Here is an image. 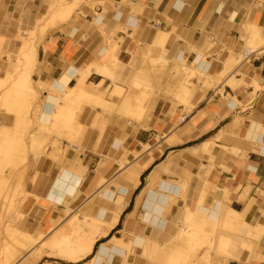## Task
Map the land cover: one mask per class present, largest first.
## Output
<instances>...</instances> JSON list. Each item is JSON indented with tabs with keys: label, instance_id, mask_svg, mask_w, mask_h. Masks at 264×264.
<instances>
[{
	"label": "crops",
	"instance_id": "0c3cea01",
	"mask_svg": "<svg viewBox=\"0 0 264 264\" xmlns=\"http://www.w3.org/2000/svg\"><path fill=\"white\" fill-rule=\"evenodd\" d=\"M60 1L0 0V81L9 80L15 68L21 69L22 65L26 71L22 69L19 74L32 72L35 86L40 84L43 89L39 105L42 110H47L48 105L51 107V127L71 126L82 130L81 124L91 109L100 116L108 114L107 107H116L121 115L111 116L125 127L115 128L107 135L103 156L113 159L124 152L129 160L136 161L129 168L123 167L126 171L116 178H120L119 184L105 182L101 178L110 179L120 169L118 163H109L98 175L103 162L96 152L99 134L96 132L80 141V152L69 156L72 164L68 168L74 177L70 184H76V192L59 208L49 206L43 199L53 178L64 169L63 163L56 167L51 162L42 164L45 177L40 188L30 186V196L24 205L32 217L28 223L25 219L19 230L28 236L16 231L22 240L28 239L38 247L14 264H29L37 252L41 256L36 264L45 259L43 256L49 260L43 264H58L52 260L62 264H95L101 252L110 253L113 258L109 254L100 264H144V261L167 264L176 254L170 251L171 255L166 257L163 252L157 253L158 246L161 249L176 234L187 201L220 211L224 219H241L238 225L241 239L250 233L247 227L252 228L249 241L254 243V254L245 250L240 241L233 251L234 258L220 260V264H264V54L253 55L249 62L233 67L244 51L241 47L244 31L247 28L264 30V0H103V3L90 0L85 13L74 12L66 24L58 21L56 24L49 21L52 13L48 11ZM66 2L75 4L77 9L82 0ZM53 22L56 25L49 27ZM43 26L48 27L46 31ZM37 33L44 37L38 38L42 42L30 45V54L26 56L33 59L27 65L20 56L28 37ZM139 41L149 45L150 53L159 48L161 54L156 52L160 56L154 58L148 53L137 65L133 55L138 51ZM166 53L169 64L180 57L178 62L184 67L191 65L198 55L202 56L201 69L214 81L203 94V83L195 80V88L186 97L188 108L179 104L175 94L177 86L174 89L175 84L171 83L174 87L167 94L152 101V113L140 118L145 126L138 125L137 116L141 115L124 111L123 101L129 95L140 98L145 94L142 90L133 91L132 84L143 70L141 65L145 66L146 56L156 61L165 59ZM112 57L119 66L110 67L112 72L115 70L112 78H105L96 69L104 68ZM69 69L76 70L78 77L68 86V98L62 94L66 89L62 95L52 94L50 88ZM227 73L233 77L230 85L226 84L230 77L222 79ZM219 77L222 81L217 82ZM119 89L121 96L117 93ZM80 92L90 98L83 97L78 102ZM70 110L74 112L73 122L66 125L64 121L69 115L65 114H70ZM182 116L185 119L181 121ZM14 120L11 114L0 112V126H4L1 130H12ZM64 146L68 145L64 143ZM121 165L126 163L123 161ZM148 170L151 171L142 182ZM162 185L176 186L179 193L161 191ZM151 195L158 213L152 216L157 217L158 225L163 222V228L143 220ZM35 196L42 198L41 207ZM68 209L72 217L77 216L79 229L84 224L89 229L86 233H101L92 254L78 263L51 257L52 250L44 246L49 235L69 229L70 220L63 224ZM101 211L111 215V225L96 223ZM60 224V229L52 228ZM44 227H49L47 237L41 232ZM34 233L37 235L31 237ZM116 238L121 239L118 244L123 251L115 247ZM136 238L145 240L142 247L133 245ZM99 242L102 243L97 245ZM129 248L134 254L129 255ZM258 250L261 251L257 253Z\"/></svg>",
	"mask_w": 264,
	"mask_h": 264
},
{
	"label": "bare ground",
	"instance_id": "6f19581e",
	"mask_svg": "<svg viewBox=\"0 0 264 264\" xmlns=\"http://www.w3.org/2000/svg\"><path fill=\"white\" fill-rule=\"evenodd\" d=\"M78 1L80 2L81 0H78ZM75 8H76L75 4H70V3L66 2V0H61L59 3H57V5L55 7H53V8L50 7L48 12L52 13L53 15L52 14L50 15L49 21L53 20V21H55L56 24H57L56 21H58L61 24H66L68 22V20L73 16V14L75 12ZM51 16H52V19H51ZM55 23L53 22L52 24H50L49 27H54L56 25ZM44 28L45 29H43V31H46V28H48V27H44ZM243 34H244L243 38L241 37L242 38V40H241V45L242 46L241 47H242V49H244V51H243V53L241 55H239V58H238L237 62L235 64H233V67L240 66L243 63V61L248 62L250 60L251 56H253V55H262V54H264V30L262 28H258V29H255V30L253 28L252 29L247 28V30H245ZM22 48H23V46H22ZM32 51L34 52L33 49H32ZM33 52H31L32 55H33ZM32 59H33L32 56H24V60L27 63V65L28 64L30 65V63H32ZM158 60H156V61H158ZM177 60L180 61V57H177ZM178 61L173 62V63L171 62L169 64L167 59L165 60V59L162 58L160 60V64L158 65V64L155 63L153 65V68H152L153 70L151 69V71H149V78H147L148 79L147 81L150 84L151 79H154L155 81L156 80L159 81L158 82L159 84L166 83V85L169 84L170 86H171V83H173L172 85L175 84V87L173 86L174 89L176 88V85H177V88H176L177 91L175 90L176 91L175 94L177 96L176 98H177L179 104H183L185 107H187V105H189V103L185 100V97L186 96H190V95H187V94L190 93V90H191V87H192L191 80L193 78H195V79L199 80V82H200L201 78L205 79V82H203V84H205V85L202 87V93L203 94L207 90V83L210 82L209 80H211V81H214V80L211 79L208 74H206L205 72L202 71V69H201L202 64H203V57L202 56L198 55L193 60L191 65H189L188 68H186L184 66H181V64ZM20 63L21 62L19 61V64ZM118 66H119V62L112 57V59H110L108 61L107 65H105L104 68L102 66L103 69L101 67L97 68L96 72L98 74H100V75L105 76V78L106 77L112 78L113 72L115 70H113V72H112L111 68H116ZM22 67H24V66L22 65ZM21 69H23V68H21ZM23 70H25V68ZM25 71H23L22 74L17 75L18 77L15 78V80L13 79L12 76H10L9 80L6 79V80L0 81V88L4 87L5 85L7 87L8 84H9L8 87L10 86V89L6 90L5 97L3 98V100H4L3 109L7 113L10 110L13 111V109L16 108V111L18 113H21L22 116H23V118H21V121H19V123L22 126H24L25 129H27L29 127L26 128V126L30 125V121L28 119V115L30 113V110L32 108H35V110L38 113L37 117L35 116V119L37 118L36 119L37 121H35V125L38 126L42 130H49L51 128V126L49 125L50 122H51L50 121L51 117H50L49 108H51V107H48L49 106L48 105L47 106V110L46 109L42 110V108H41V106L39 104H38V106H35V105L33 106L32 105L31 101L32 100L34 101L36 99V97L38 96L37 88L39 89L41 85L40 84H38V85L36 84L37 86H35V85L33 86V83L31 81L29 73H28L29 71L28 72H25ZM186 71L191 73V76L189 74H184V73H186ZM231 71H233V69H231ZM231 73L230 74L227 73L226 75L224 74L222 76L223 80L228 79L230 77L229 83L228 82L226 83L228 85L233 83V77H231L232 76ZM74 77H75V79L78 77L77 71L73 70V69H69V71L62 78V80L60 82H58V83H55L52 86V88H50L51 89L50 92L52 94L56 95V96H59V94H61L66 89L65 92L62 93V94H64V96H66L68 98V96H69V92H68L69 88H68V86L73 81L72 79H74ZM12 79L14 81L11 82ZM136 79L139 80L138 77ZM222 79H221V77H219V79H217V82L218 81H222ZM132 86L134 87L133 91L135 89H137V88L139 89L140 81H139L138 84L137 83H133ZM168 88H169V86H168ZM121 92L122 91L119 89V91L117 93L120 95ZM45 93H47V92H45ZM133 93H135V92H133ZM133 93H131V94H133ZM76 94L77 93H75V96H76ZM79 94H80L79 98L77 99L78 102H80L83 97L84 98H90L87 95L82 94L81 92ZM144 95L145 94L141 95L140 98H136V97H134L132 95H129V97L125 101H123V103L125 102L124 106H123V107H125L124 111L127 110L129 113L130 112L132 113V112L136 111L137 112V113L135 112L136 114H140L141 115V117L137 116V118H139V121L137 122V124L141 125V126H145V122L140 120V118H143L144 111H145L143 109V106H142L144 104V100H145L144 99ZM45 97L47 98V96H45ZM49 100H48V102H49ZM70 112H71L70 114L69 113L65 114L67 116L69 115V117H68L69 119L68 120L66 119V121H64L65 124L73 122L74 112L71 111V110H70ZM10 113H12V112H10ZM186 113L189 114L190 110H188V112H186ZM62 116H64V115H62ZM183 116L181 118V121L183 119H185V117H183ZM53 121H54V119H53ZM61 121H62V119H61ZM36 122H37V124H36ZM6 132H7V130H6ZM8 133H9V131H8ZM35 133H37V131ZM51 133H52V131H51ZM0 134L2 136V141L0 142V208H1L2 203H3L2 201H4V197L7 196L8 206L10 207L11 198H12L11 196L12 195L13 196H15V195L19 196L18 188L21 185L19 184V182H18V184L16 183L14 185V183L11 182L12 179L9 182V179L12 178V177L7 175V173L5 172V169H6V165H8V163L10 164V162L12 161L14 156L16 155L15 153L19 152L21 154H24V153H22V151H24L25 149L23 148L24 150L22 149V151H21L20 147H18L20 145L19 144V140L17 142L13 141V140L11 141L9 139L10 136L8 138L6 136V134L1 129H0ZM22 134L24 135V133H21V135ZM21 135L19 134V136H21ZM39 135L40 136H37V135H34V134H30L29 141H30V145H31L30 149H31L32 153L34 151H40V150H41L40 152H42V148L41 147L44 144L45 138H44V136H42L41 133H39ZM21 138L23 139V137H21ZM22 139H21V141H22ZM22 143H24V142L22 141ZM118 144H120V143H118ZM54 145H57V144L55 143ZM71 149H72V151L64 157L65 159H64V162L62 164L64 169L58 175H56L53 178L52 183H51L49 189L47 190V192H46V194L44 196L43 200L49 206L53 205L56 208H59L60 206L65 205L68 202V200L73 196V194L76 192V184L75 183L70 184V182H72L74 177L68 171V168L71 167V164H72V161L69 158V156L70 155H75L76 153H79L80 152V148H79L78 145L77 146L72 145ZM65 151L66 150H64V152ZM58 152H60V150ZM35 153H34V155H35ZM38 153L36 155L40 154V153L39 154ZM21 154H19V156ZM82 156L83 155H80V157H82ZM35 157L36 156H34V158ZM61 157H62V155H61ZM21 158L23 159L22 160L23 162H25V160L27 159V157H26V159L24 160V157H22V156H21ZM59 158H60V156H59ZM20 165L21 164L19 163V166ZM22 165H24V164H22ZM25 168H27V167L25 166ZM19 172L21 174H24L22 172H25V171L22 170V172L21 171H19ZM11 174H12V176H16L17 173L16 172L15 173L11 172ZM23 176L24 175H21V176H18V177L23 178ZM15 182H16V179H15ZM161 191H167L168 193H171L173 195H177L179 193V190H178V188L176 186H170V185H162L161 186ZM150 200L146 202L145 209L148 212L145 213V216L143 217V220L145 222H147V223L150 222L151 224L158 225L159 223L158 224L156 223L157 222V217L153 218V216H152V213L156 214V215L158 214L156 209H154V202L152 200V195L150 196ZM3 204L5 205V202ZM6 207H7V205H6ZM7 209L8 208H6V210ZM68 211H70V209H68ZM221 213L222 212H220V211L219 212L215 211L213 208L212 209H207L206 207H203L202 205H200V206L198 204L197 205L196 204L193 205L192 203L187 201L186 205H185V208H184V214H183V216L181 218V222H180L181 226H180V228H178L176 234L173 236V238L167 244H165L163 246L161 245L162 246L161 249H159L160 247L158 246L157 253L158 252L159 253L163 252V253H165L164 254L165 256L169 255L171 252H172L173 255L175 253V254H177V257H179V259H180V257H184L185 258L184 262L186 264H220V262H219L220 260L221 261H227V260H229L231 258H234L233 251H234L235 248H237L239 246V243L241 241L242 247L245 250L249 251V253L251 254L252 251H253V245L250 243L249 240H250V233L252 231V228L251 227H247L249 229L250 233H247L246 238H242L241 239L242 233L239 231V228H238L239 227L238 225H241V223H240L241 219H240V221L239 220L235 221L233 219H224V218L221 217ZM110 219H111V215L110 214H107L106 212L101 211L100 214L97 216L95 221H96V223H98V225L100 224V225L109 226V225H111L110 224ZM70 220H71V225L76 226L75 233H78V231L80 229H79V226H78L79 222H78L77 216H73ZM159 220H160V218H159ZM1 221L2 220L0 219V222ZM93 223H94V219H93ZM16 225H17V223H16ZM158 226H160V228H163V222H161V224L158 225ZM6 227H5V230H6ZM13 227L16 229L15 225ZM52 228H54V225H53ZM110 228H111V226H110ZM68 231L69 230L64 228V229H60L55 234L49 235V237H48V239L46 241V244L44 246L49 248L50 250H52V252L50 253L51 257L58 258V259L60 258L62 260H65V262L67 261L69 263L70 262L71 263H78V262L82 261L83 259L87 258L88 256H90L92 254L94 245L96 244L97 239H99L101 233L99 234L98 232H94V233H89L88 232V233H84L83 236L74 237V236H71V234H69ZM209 233H213V235H210ZM27 236L25 234L24 237H27ZM5 237L7 238V236H5ZM12 240L16 241L17 239H12ZM27 240L25 239V241H27ZM120 240L121 239L116 238L113 241V243L115 244V247L118 248V249H120L119 248L120 244H118L120 242ZM25 241L22 242V243H21V241L19 243L18 240L15 243H13L12 241H9V243H7L4 246V249H2L3 250L2 253L4 255L7 252L11 253L12 257H13V259H11V260H22V259H24L26 257V256L23 257L24 253L28 252L27 250H29L32 246H35V244L27 243L28 241L27 242H25ZM144 241H145L144 239L136 238L134 240V242H133V245L137 246V247H142V245L144 244ZM36 246H35V248H37ZM173 247H174V249L172 250ZM206 247L208 248V251L204 250ZM123 248H126V247H123ZM40 250H42V249H40ZM120 250H122V249H120ZM9 253L7 254L8 257L11 256V255H9ZM41 253H42V251H41ZM201 253H204V254H201ZM109 254L106 255V253L103 254V252L98 253V255L96 257V260H94L95 261L94 263L95 264H100L101 261H102V258H104L105 256H108ZM40 256H41V254L37 252V254L34 255V257H32V258L29 257L30 258L29 264L30 263L31 264H36L37 259ZM166 257H168V256H166ZM186 257H188L187 258L188 261H186L187 260ZM109 258L110 259L113 258V255L110 254ZM190 258H193L195 261L193 262V259L189 261ZM249 258H250V256H249ZM169 259H170V256H169ZM180 261H182V260H180ZM158 262L159 261H157L156 263L159 264ZM168 264H170V263H168ZM179 264H182V263H179Z\"/></svg>",
	"mask_w": 264,
	"mask_h": 264
},
{
	"label": "rangeland",
	"instance_id": "374dc122",
	"mask_svg": "<svg viewBox=\"0 0 264 264\" xmlns=\"http://www.w3.org/2000/svg\"><path fill=\"white\" fill-rule=\"evenodd\" d=\"M89 2H90V0H84V1H82L80 3L79 7L77 9L75 8L76 9L75 10V13H78V12L85 13L86 10L89 8V6L87 5V4H89ZM96 2L97 3H103V0H96ZM40 37L43 38L44 36L42 37V36H40V33H37L33 37H28V39H27L28 44L26 45V47L22 51L23 55L20 56L23 59V61H25L24 60V56H26L27 54L30 53V50H31L30 47L32 46V43L42 42V40H39L38 39ZM2 43L3 42H1V45H2ZM138 46H139L138 51L133 55V56L136 57L135 58V62L137 63V65L140 64V61L142 60L143 57H145L146 54L150 53L149 50H148L149 45H146V44L145 45H142V42L139 41ZM1 50H2V47L0 46V51ZM156 51H159L160 54H161V50L159 48L156 49V50L153 49V51H151L150 54L154 58H157V57L160 56V55L157 54ZM133 56H132V58H133ZM164 57H165V59H167V61H169L168 53H166V55H164ZM161 59L162 58H160L159 61H156L155 62V60H153L151 57L146 56L145 66H143V64L141 65V69H143V70L139 73V76H138L139 80L136 79V82H135V83L138 84L139 81H140V87L141 88L139 87V89L138 88L137 89L139 91H141V89H142V91L146 94L144 96V98H145L144 104L142 105L143 106V109L145 110L144 111V115H146V117L150 113H152V101L155 98H157L158 96L162 95L163 93L164 94H167V92L169 91V88L172 87V85L170 86L169 84H167L166 86L163 85V84H159L158 83L159 81L156 80L157 81L156 82L154 79H151L150 84L147 81L148 80L147 78H149V71H151V69L153 68V65L155 63L159 65ZM0 60H2V57H0ZM243 62H245V61H243ZM185 67L188 68L189 66L188 67L185 66ZM136 69L137 68H135V70ZM135 70H134V72H135ZM21 71H22V69H18L17 70L15 68V72L12 75V77H13L14 80L16 78V75L19 74ZM184 74H189L191 76V73H189L188 71H186V73H184ZM29 76H30V79H31V81L33 83V86H34L35 85V82L33 80V73L30 72L29 73ZM13 79L11 80V82L14 81ZM195 80H197V79L193 78L191 80V84H192L191 90H193L195 88L194 87ZM209 81L211 82V80H209ZM197 82L198 83H201V82L203 83V82H205V79H202L201 78V81L199 82V80H197ZM210 82L207 83V87H209ZM8 85H7V87L5 85L4 86L5 88L4 87L0 88V93H1L0 112H3V113H6V111L3 109V107H4V104H3L4 103V100H3V98L5 97L6 90H8ZM204 85L205 84H203V86ZM168 86H169V88H168ZM43 88H45V87H43ZM125 88L127 89L128 87L125 86ZM4 89H6V90H4ZM37 90H38V96L36 97V99L34 101L33 100L31 101V103H32L33 106L34 105L35 106H38V104H41V102H40L42 100L41 92H43V89L42 88H39V89L37 88ZM141 95H143V94H141ZM187 95H189V94H187ZM118 96H121V94L118 95ZM186 97H188V96H186ZM186 97H185V100H186ZM79 107H81V105ZM187 108H188V105H187ZM10 112H12L13 114L10 113ZM107 112L110 115H108L107 113H101L100 116H96L95 110L94 109H91V111L88 114L87 119L85 120L84 123L81 124L82 125V130L76 129L75 127H71V126H66V127H63V126L56 127V126H54V127H51L49 130H42L38 126L35 125V121H37L36 120L37 118L35 119V116L37 117V115H38V113L35 110V108H32L30 110V113L28 115V119L30 121V125L26 126V128L27 127H29V128L25 129L24 126H22L19 123V121H21V118H23V116H22L21 113H18L16 111V108L13 109V111L10 110L9 112L6 113V114H11L12 116H15L14 118H16V120L14 121L15 123L13 122V126H12L13 128H12V130L9 131V133L8 132H5V131H3V132L6 134V136L8 138L10 136L9 139L11 141L13 140V141H16L17 142L19 140V144L20 145L18 147H20L21 151H22L23 148L25 150L23 149L24 151H22V153H24V154H21L19 152L15 153L16 155L14 156V158L12 159V161L10 162V164L8 163V165H6V169H5V172L7 173V175H9L10 177H12V178L9 179V182H10L11 179L13 180V181L11 180V182L14 183V185L16 183L18 184V182H19V184L21 185V186L20 185L19 186L21 188L20 187L18 188V192H19L18 194H19V196L18 195H15V194L14 195L16 197L13 196V195L11 196L12 198H11V205H10V207L8 206V201H7V196H6V197H4V201H2L3 203L5 202V205L2 203V206L0 208V219L2 220L0 222V264H9V263L10 264H14V263H17L18 261H20V260H11V259H13L12 254L9 253V252H7V253L5 252L6 253L5 254L6 256H5L2 253V251H3L2 249H4V246L7 243H9V241H12L13 243H15L17 240H18L19 243H20V241H21V243L25 241V240H22L21 237H19V236L16 235V231L18 229V232L21 233L22 236H24V232L19 231L20 230V226H21L22 222L25 219L27 220V223H28L30 221V218L32 217L31 215H29V214L26 213L25 208H24V205H25L26 200L30 196L28 194L29 189H30V186H32L34 189L40 188L41 181L45 177L44 171L41 168L42 164H45L46 165L47 164L46 162H49V163L51 162L52 163L51 166L52 167H54V166L56 167L58 164L63 163L64 162V159H65L64 157L72 151V149H71V146L72 145H75V146L79 145L80 141L81 142L82 141L84 142V140L86 138H89L90 136H92L96 132L99 134V137L97 139L96 152L99 153L101 155L102 159H103L102 164L99 166V170H97V174L99 175L100 172H101V170H103L105 167H107V165L109 163H115L116 162V163H118V166L120 167V169L115 174H113L110 179L109 178L107 179L106 177H104V178H101V180L102 179H105V182H107V181H114V184H117V183L119 184L121 182L120 181V178H118V179H116V178L120 174H122V173H124L126 171L125 169H123V167L129 168L131 165H133L135 163L136 160H134V161L129 160L128 159V155L126 154L127 155L126 156L124 152L118 153L113 159H110L108 157L105 158V156H103V149L102 148L104 147L105 140L108 139V136L107 135L108 134H111L112 131L115 130V128L117 129V128H122V127L124 128L125 127V124L119 122L115 118V116H111V115H118V116H120L121 115V113H120L121 111H119V109H116V107H113V109L112 108H107ZM79 123H81V122H79ZM36 124H37V122H36ZM0 127L1 128H4L3 125H1ZM36 131H37L38 134L35 133ZM51 131H52V133H51ZM20 132L21 133H24V135L22 134L23 135L22 136ZM39 133H41L42 136H44V138H45L44 144L41 147L42 148V152H40L41 151L40 150V151H34L32 153V151L30 149V146L31 145H30V141H29L30 134H34V135L40 136ZM19 134L21 136H19ZM21 137H23V139ZM0 139H1V136H0ZM21 139H22V141L24 143H22ZM60 141L63 142V145H61V142ZM55 143L57 145H54ZM64 143H66V145H68V146L65 147L64 146ZM62 147H64V148H62ZM57 150L58 151L60 150V152H58ZM64 150H66V151L64 152ZM34 153H35V155H34ZM37 153L39 155H36ZM19 154H21V155L19 156ZM76 154L78 155V153H76ZM33 155L36 156V157L34 158ZM61 155H62V157H61ZM21 156L24 157V160L27 157V159L25 160V162L22 161L23 159L21 158ZM59 156H60V158H59ZM123 161L126 163L125 166L121 165V162H123ZM19 163L21 165L22 164H24V165H22V166L20 165L19 166ZM25 166L27 168H25ZM93 169H95V168H93ZM22 170L25 171V172H22ZM19 171H21L24 174H21ZM11 172H14V173L16 172L17 173L16 176H12ZM21 175H24L23 178L18 177V176H21ZM50 176H51V173L48 172V177H50ZM15 179H16V182H15ZM36 198H37V204L39 205V207H41V205L43 203L42 198H38V197H36ZM6 205H7V207H6ZM5 207L8 208V209L6 210ZM70 213L71 212L68 211V214H66V216L64 217V220L62 219L63 220V224H65L66 221H68V220H70L72 218V216H71ZM16 223H17L18 226L16 225ZM14 225L16 226V229L13 227ZM61 226H62V224H60L59 226H55L54 228L56 230H58V229H60ZM68 226H69V229H68L69 230L68 231L69 234H71V236H74V237L83 236L84 233H86L89 230L88 228L85 227L84 224H81V229L78 231V233H75L76 226L71 225V220H70ZM5 227H6V230H5ZM48 230H49V227H44L43 229H41V232H42V234L44 236L47 237L50 234L48 232ZM37 233L30 234V236L31 237H35L37 235ZM5 236H7V238ZM12 239H17V240L15 241V240H12ZM25 242H27V241H25ZM27 243H29V241ZM35 246H32L29 250H27L28 252L24 253L23 257H25L28 254L32 253L34 251V249H35ZM36 247H38V244H37ZM253 247H254V243H253ZM204 250L205 251H208V248L206 247ZM254 251H255V247L253 248L252 254H254ZM260 251L261 250H258L257 253H259ZM8 253L11 256L8 257V255H7ZM131 254H134V251L131 250V248H129V255H131ZM201 254H204V253H201ZM43 258H45V259L43 261H41L40 264H43L45 261H49L46 256H43ZM187 258L188 257H186V259ZM192 259L193 258H190L189 261L192 260ZM180 260H182V261H180ZM184 260H185L184 257H180V259H179V257H177V254H176L175 258L172 259V261H170L168 263H170V264H179V263L186 264L184 262ZM52 261H54L55 263H58V264H62V262H60L59 260H52ZM186 261H188V259ZM194 261L195 260L193 259V262ZM144 264H151V263L150 262H147V261H144Z\"/></svg>",
	"mask_w": 264,
	"mask_h": 264
},
{
	"label": "trees",
	"instance_id": "16d2710c",
	"mask_svg": "<svg viewBox=\"0 0 264 264\" xmlns=\"http://www.w3.org/2000/svg\"><path fill=\"white\" fill-rule=\"evenodd\" d=\"M150 171H151V170H148V171L142 176V182H143V178L145 177V175L149 174ZM111 235H112V234H111ZM111 235H110V236H111ZM107 239H108V238H107ZM107 239H106V240H107ZM100 243H102V242H99L97 245H99Z\"/></svg>",
	"mask_w": 264,
	"mask_h": 264
}]
</instances>
